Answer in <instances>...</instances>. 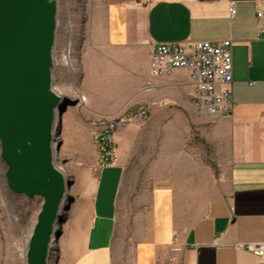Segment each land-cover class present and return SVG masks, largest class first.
Listing matches in <instances>:
<instances>
[{
  "label": "crops",
  "instance_id": "1",
  "mask_svg": "<svg viewBox=\"0 0 264 264\" xmlns=\"http://www.w3.org/2000/svg\"><path fill=\"white\" fill-rule=\"evenodd\" d=\"M96 4L102 35L86 58L93 84L86 95H166V114L174 115L182 97L193 106L189 76L151 78L152 45L231 39L233 114L210 131L217 173L190 160L182 166L180 158L162 164L139 206L124 188L133 143L127 129L117 132L115 162L101 168L94 156L76 173L63 264H264L247 248L264 244V0Z\"/></svg>",
  "mask_w": 264,
  "mask_h": 264
},
{
  "label": "rangeland",
  "instance_id": "2",
  "mask_svg": "<svg viewBox=\"0 0 264 264\" xmlns=\"http://www.w3.org/2000/svg\"><path fill=\"white\" fill-rule=\"evenodd\" d=\"M56 1L59 10L53 88L69 101V105L53 136V144L58 147L57 156L54 153V165L66 177L73 179L71 198L75 199L77 171L84 169L92 157H97L93 144L94 124L104 118L118 119L114 136L116 156L119 152L117 132L127 129L126 139L133 143L130 149L132 169L128 171L124 188L125 194H131L137 206L146 202L147 191L156 183L155 174L162 164L172 166V161L180 158L182 166L188 165L187 160H190L211 167L217 173L218 154L210 138L211 128L216 122L183 97L173 115L166 114L167 105L162 100L166 95H86L85 91L93 87L92 77L87 74L86 58L102 35L99 5L96 0ZM69 47L71 51L67 50ZM104 63L109 78L110 62ZM71 85H74V90L70 89ZM7 171L0 142V264H28L30 240L44 200L11 191ZM68 205L60 213L62 221H65L58 225L62 236L58 242L51 243L48 264H63L61 242L70 211ZM22 250L26 251L25 255ZM122 264L130 262L127 259Z\"/></svg>",
  "mask_w": 264,
  "mask_h": 264
},
{
  "label": "water",
  "instance_id": "3",
  "mask_svg": "<svg viewBox=\"0 0 264 264\" xmlns=\"http://www.w3.org/2000/svg\"><path fill=\"white\" fill-rule=\"evenodd\" d=\"M58 10L56 0H0V142L7 182L16 194L44 200L28 264H48L51 243L62 236L57 225L65 222L60 205L74 185L54 165L55 116L69 105L53 88Z\"/></svg>",
  "mask_w": 264,
  "mask_h": 264
},
{
  "label": "built area",
  "instance_id": "4",
  "mask_svg": "<svg viewBox=\"0 0 264 264\" xmlns=\"http://www.w3.org/2000/svg\"><path fill=\"white\" fill-rule=\"evenodd\" d=\"M237 10L230 5V15L235 17ZM258 13V18H262ZM262 32V29H259ZM233 42L231 39L212 43L170 42L152 45L149 75L159 79L185 71L191 85L193 107L205 112L212 122L231 119L233 114ZM116 117L104 118L94 124L93 144L99 167L115 162L114 136L118 129ZM248 250L264 257V244L249 245Z\"/></svg>",
  "mask_w": 264,
  "mask_h": 264
},
{
  "label": "bare ground",
  "instance_id": "5",
  "mask_svg": "<svg viewBox=\"0 0 264 264\" xmlns=\"http://www.w3.org/2000/svg\"><path fill=\"white\" fill-rule=\"evenodd\" d=\"M70 24V23H69ZM70 29H71V24H70ZM55 46V45H54ZM68 51H71V47H69V49H67ZM54 61H55V58H54V49H53V65H54ZM74 85H71L70 86V89L74 90ZM82 95V94H81ZM82 101H85V99H82ZM84 103V102H83ZM58 114V115H57ZM60 115L59 113H56V116H55V128H54V132L56 133V130L58 129V125L60 123ZM54 133V134H55ZM57 144L54 143L53 144V150H54V153H55V156H57L56 152H57ZM60 171L62 172V170L60 169ZM73 190H71V188L69 189L68 193L64 196L63 198V201L60 205V213L66 208V206L68 205L69 203V200L70 198L72 197L73 195ZM58 227V225H57ZM22 253L25 255L26 254V251L25 250H22Z\"/></svg>",
  "mask_w": 264,
  "mask_h": 264
}]
</instances>
